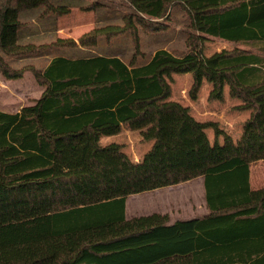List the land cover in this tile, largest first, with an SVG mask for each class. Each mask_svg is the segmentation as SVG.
Masks as SVG:
<instances>
[{"label": "trees", "instance_id": "obj_1", "mask_svg": "<svg viewBox=\"0 0 264 264\" xmlns=\"http://www.w3.org/2000/svg\"><path fill=\"white\" fill-rule=\"evenodd\" d=\"M122 25L96 26L77 40L21 44V12L66 15L55 0H0V75L30 73L43 88L18 113L0 111V264H264V188L253 190L250 164L264 160V0H126ZM80 11L101 5L74 3ZM172 8L186 16V51L156 49L136 61L137 33L169 30ZM131 33L128 63L118 56L52 57L43 69L12 60L52 50L93 49ZM209 39L249 48L209 57ZM141 55V52L139 53ZM190 75L195 102L239 101L249 112L235 142L216 122H198L170 101L173 75ZM148 127L138 163L102 136ZM211 130L210 143L205 131ZM221 138V143H219ZM201 177L207 214L168 225V216L126 219V198Z\"/></svg>", "mask_w": 264, "mask_h": 264}, {"label": "rangeland", "instance_id": "obj_2", "mask_svg": "<svg viewBox=\"0 0 264 264\" xmlns=\"http://www.w3.org/2000/svg\"><path fill=\"white\" fill-rule=\"evenodd\" d=\"M91 1L93 2L94 0H86V2L84 0H77L76 2L82 5H87ZM98 3L101 5V7L95 11H90V13L93 15L92 17H94L93 28L107 24L122 25L121 17L126 13H130L126 0H98ZM32 11L39 13L41 12V9ZM82 12L83 11L77 10L74 12H69L67 15L55 18V21L57 20V22L63 28V36L70 38L71 40H75V37L81 34L80 31L77 32L76 30V26L82 22L81 18L74 17V15L79 13L81 14ZM72 20L74 25L70 26ZM75 20H78V24H76ZM187 23L188 20L182 10L179 8H172L169 30L167 32L161 34H149L139 29L137 33L139 52L136 57V61L139 63L136 64H142L143 60H147L158 48L163 49L164 47L176 55L184 54L186 51L184 38L188 32L186 27ZM22 25V27H24L23 23ZM80 36H78L76 40ZM43 40V44H48L51 42V39L48 38ZM19 43L23 44L22 39L19 40ZM235 48L249 50V48L246 46L227 43L218 39H209L201 47L202 55L204 57H209L222 50L229 51ZM72 51L74 50H52L48 55H43L47 56V58H42V60H36L34 63H28V61L21 62L22 60H12L10 66H12L14 69H20L21 67L31 65L34 68L43 69V67L47 64L45 62H47L51 57L55 55H70V53L75 54ZM134 51L135 45L131 33H126L110 40L99 39L95 48L79 55L87 54L91 56H119L125 63H128L131 59V56L134 54ZM140 52L141 55L139 54ZM39 57L40 56H31L24 58V60H28L29 58L37 59ZM12 81H15V83L9 85H11V87L15 90L12 99L14 100L13 103L17 108L22 105H27L34 102V98H36L40 91L43 90V88L36 83L35 79L30 73L24 74L21 79ZM191 84L192 78L190 75H173L172 83L170 85L171 94L169 100L177 102L184 107H188L190 110V115L198 122H216L219 128L222 129L226 134L230 135L236 142L241 133L240 128L242 126V118H244L243 114H245L234 111V108L239 105V101L230 99L227 94V88H225L223 95L225 99L221 104L219 102H207L206 99L210 87L206 82H203L197 95V100L192 102L188 97V91L191 87ZM125 128L126 132L122 135L118 142L121 143L120 146H122V152L125 153L131 161L138 163L152 144L151 141L147 140L146 134H144L149 128L143 127L142 129L134 130L126 126ZM205 133L210 143H212V131L207 130ZM220 141L221 138H219V142ZM100 145H104L101 139ZM249 172L250 187L252 189L264 188V160L250 164ZM197 183L198 181L193 182L191 185H183L177 189L165 188L163 190H154L142 194L128 196L126 198V219L150 215L157 209V205L160 204H162V206L170 205V207H163L162 209L166 214L172 213L173 216L176 217L179 215L180 218L191 217L193 215L191 211L195 210L194 212L196 213L199 207L204 204L203 199L199 197L197 198ZM189 195L190 198L188 199Z\"/></svg>", "mask_w": 264, "mask_h": 264}, {"label": "crops", "instance_id": "obj_3", "mask_svg": "<svg viewBox=\"0 0 264 264\" xmlns=\"http://www.w3.org/2000/svg\"><path fill=\"white\" fill-rule=\"evenodd\" d=\"M55 1L60 2V3H73V4H71L72 6L70 7L69 12H74V11L79 10L78 8L74 7V5H75L74 3H77L76 2L77 0H55ZM84 1L86 2V0H84ZM69 12L67 14H69ZM41 13L42 12L38 13V12L32 11V10L19 13L18 20L24 24V27H22V29L20 30V32H21L20 36H21L23 44L40 45V44L44 43L43 39H45V38L51 39L50 41L54 40L55 38H57V39H70V38H67V37L62 35L63 28L60 26V24L57 22V20L55 21V18L48 17V18L44 19L41 16ZM92 16L93 15H92V13H90V11L89 12H82L81 14L79 13V14L74 15V17H80L81 21H82L81 24H78L77 23L78 20H75L76 24H78L76 26L77 32L80 31L81 34H84L93 28L94 17H92ZM73 25H74V22L72 20L70 23V26H73ZM81 34H79L78 36H80ZM77 37H75V40ZM163 49L168 50L164 47H163ZM72 50H74L72 52H74L75 54L70 53V55H65V56L55 55L53 57L57 56V57H64V58L74 60V59H79V58H84V57L86 58V57L91 56V55H87V54L79 55V54H82L83 52L88 51L87 49H72ZM69 52H71V51H69ZM96 56H104V55H96ZM42 58H47V56H40L37 59H33V58H29L28 60L22 59L21 62L28 61V63H34V61L42 60ZM51 59H52V57L50 59H48V61L45 63H49V61ZM40 63H41V61H40ZM13 83H15V81H7V80L3 79L2 77H0V111L7 113V114L18 113L23 107L31 106L34 103V102H32V103H29L27 105H22V106L17 108L13 103L14 100L12 99L15 90L11 87V85H9V84H13ZM42 92H43V90L40 91L39 95L36 98H34V101H36L40 97ZM224 99H225V97H224ZM240 113H245V114H243L244 118L241 117L243 119L242 120V124H243V122L248 118L249 112L244 111V112H240ZM125 132H126L125 126H121L118 134L109 135V136H102L101 141L104 144L103 146H106L109 144L120 145L121 143L118 141L120 140V138L122 137V135ZM219 143H221V141ZM197 181H198V183L196 184V186L198 187L197 198L199 197V198L203 199V201H204V187H203V180L201 177L193 179V180L188 181L186 183H182V184H178L176 186H170V187H166V188L177 189V188L182 187L183 185H191V184H193V182H197ZM249 183H250V176H249ZM163 189H165V188L156 189V190H163ZM253 190H257V189H253ZM189 198H190V195L188 196V199ZM163 207H170V205L169 206H162V204L157 205V209L154 212H152L151 214L167 215L168 216V225H171L175 222L190 221L196 217H202V216L207 214V210L205 207V201H204V204L199 207V209L196 213L194 212L195 210H192L191 212L193 213V215L191 217H187V218L186 217L180 218L179 215L175 217V216H173L172 213L166 214L162 210ZM126 212H127V210H126V206H125V216H126ZM144 216H148V215H144Z\"/></svg>", "mask_w": 264, "mask_h": 264}]
</instances>
